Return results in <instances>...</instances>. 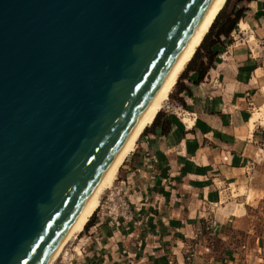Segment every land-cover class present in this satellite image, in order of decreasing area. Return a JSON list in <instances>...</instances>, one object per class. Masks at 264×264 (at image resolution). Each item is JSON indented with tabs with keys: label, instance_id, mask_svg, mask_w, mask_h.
<instances>
[{
	"label": "water",
	"instance_id": "1",
	"mask_svg": "<svg viewBox=\"0 0 264 264\" xmlns=\"http://www.w3.org/2000/svg\"><path fill=\"white\" fill-rule=\"evenodd\" d=\"M213 0H0V264H46Z\"/></svg>",
	"mask_w": 264,
	"mask_h": 264
},
{
	"label": "crops",
	"instance_id": "2",
	"mask_svg": "<svg viewBox=\"0 0 264 264\" xmlns=\"http://www.w3.org/2000/svg\"><path fill=\"white\" fill-rule=\"evenodd\" d=\"M234 14L221 42L212 44L217 32L207 42L220 17ZM169 97L181 108L167 102L119 167L122 208L111 214L105 201L81 230L84 262L258 264L264 252L236 243L249 202L239 201L244 211L236 214L245 195L233 205L221 193L243 186L264 196V123L249 126L251 112L264 107V0H226Z\"/></svg>",
	"mask_w": 264,
	"mask_h": 264
},
{
	"label": "bare ground",
	"instance_id": "3",
	"mask_svg": "<svg viewBox=\"0 0 264 264\" xmlns=\"http://www.w3.org/2000/svg\"><path fill=\"white\" fill-rule=\"evenodd\" d=\"M226 0H213L211 5L209 6L208 10L206 11L205 15L203 16L202 20L200 21L199 25L197 26L196 30L192 34L191 38L187 42L186 46L182 50L181 54L177 58L176 62L174 63L172 69L170 70L169 74L166 76L162 84L159 86L158 90L152 97L151 101L145 108L144 112L142 113L141 117L137 121L136 125L134 126L133 130L129 134L128 138L124 142L123 146L119 150L118 154L114 158L113 162L111 163L110 167L84 204L83 208L77 215L76 219L72 223L71 227L67 231L66 235L59 243L55 251L53 252L52 256L48 260L46 264H53L57 259H59L60 254H64L65 251L68 249V241L71 240L74 235L79 233L85 223L88 221L89 217L94 213L96 208L100 203L101 193L109 187L112 181L116 178L117 172L119 170L120 165L124 161L125 157L134 149L135 143L142 133V131L151 124L156 117L157 113L166 105V101L169 98L170 92L177 82L179 74L183 71L187 63L193 57L196 49L199 47L202 39L208 32L210 26L212 25L213 21L215 20L218 13L221 11L225 4ZM238 27L240 29H245L247 24L244 21H239ZM176 110V109H175ZM192 117V116H191ZM190 115L186 112H182L181 120L188 125H191L193 119ZM259 120L260 122L264 123V107H259L256 110L254 109L251 112L249 117V126L250 128L253 127L254 122ZM231 192L233 196H240L245 195L248 197L249 190L245 187L239 186L235 188L234 186L231 188ZM75 235V236H76ZM73 236V237H72ZM72 237V238H71ZM78 252L80 253V249L78 248Z\"/></svg>",
	"mask_w": 264,
	"mask_h": 264
},
{
	"label": "rangeland",
	"instance_id": "4",
	"mask_svg": "<svg viewBox=\"0 0 264 264\" xmlns=\"http://www.w3.org/2000/svg\"><path fill=\"white\" fill-rule=\"evenodd\" d=\"M226 25V17L222 15L220 17V25ZM219 28V26H218ZM217 29H213L211 34H208L207 42H209L212 39V35L214 32H216ZM170 98V97H169ZM168 98V99H169ZM171 100V99H170ZM168 100L166 101L167 104ZM165 106V105H164ZM178 110H175L177 112ZM118 175V173H117ZM117 177V176H116ZM117 179H114V183L109 185L104 191L101 193L100 197V203L98 207L101 204H105L104 202L107 201L109 203V206L107 208V211L112 213H117L119 211L118 208V201H119V193L117 191L115 182ZM229 190H225L221 193V201L222 203H228L227 201L232 202L233 205H235L234 200H238L237 197L244 196H233L231 192V188ZM243 187V186H241ZM236 188V187H235ZM250 191V190H249ZM256 196V197H255ZM242 199H239L236 201L239 203V201H244L245 203H248L247 206L249 207L247 209V213L245 214L246 222L244 229L241 231L240 236L237 235L236 237V243L238 245L243 244L245 248L248 249V252L255 253V252H264V196L261 198L260 195L257 196V194H253L252 191L249 192V198L245 196L240 197ZM249 199V200H248ZM238 206H240L241 210L238 208H233L231 211L233 213L239 214L243 213L244 209L242 206V203H239ZM94 214V213H93ZM92 214V215H93ZM76 235V234H75ZM68 241L69 247H74V249L78 252V248H85L88 246V239L85 237L84 233L80 231V233H77V235ZM260 259V258H259ZM263 260V259H261ZM258 264H264V260L258 262Z\"/></svg>",
	"mask_w": 264,
	"mask_h": 264
},
{
	"label": "built area",
	"instance_id": "5",
	"mask_svg": "<svg viewBox=\"0 0 264 264\" xmlns=\"http://www.w3.org/2000/svg\"><path fill=\"white\" fill-rule=\"evenodd\" d=\"M169 101V100H168ZM169 105L171 106H174V107H178L179 109L181 108L180 105L176 104V103H169L166 105V107H168ZM168 108H165V111H168L167 110ZM118 208L121 209L122 206L121 205H118ZM68 249L65 251L64 254H60L59 256V259H57V261H55L53 264H86L84 262V259H85V254H86V249L87 247L85 248H79L80 249V253L77 252L74 247H67Z\"/></svg>",
	"mask_w": 264,
	"mask_h": 264
},
{
	"label": "trees",
	"instance_id": "6",
	"mask_svg": "<svg viewBox=\"0 0 264 264\" xmlns=\"http://www.w3.org/2000/svg\"><path fill=\"white\" fill-rule=\"evenodd\" d=\"M237 17V14H234V18L226 16V25L222 23V25L219 26L218 30L216 31L217 33L214 35V40L212 41V44H217L218 42H221V36L227 35L232 30V28L237 22ZM207 56V58L210 59L209 54H207Z\"/></svg>",
	"mask_w": 264,
	"mask_h": 264
}]
</instances>
